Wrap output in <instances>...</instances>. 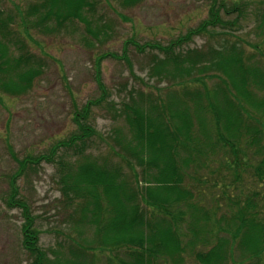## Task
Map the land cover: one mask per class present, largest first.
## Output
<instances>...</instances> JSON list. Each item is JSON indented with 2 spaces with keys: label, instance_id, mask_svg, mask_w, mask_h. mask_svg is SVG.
<instances>
[{
  "label": "trees",
  "instance_id": "1",
  "mask_svg": "<svg viewBox=\"0 0 264 264\" xmlns=\"http://www.w3.org/2000/svg\"><path fill=\"white\" fill-rule=\"evenodd\" d=\"M27 1L14 12L0 10V91L10 96L27 93L44 65L12 28L17 20L26 34H57L76 22L91 39L106 35L102 26L93 29L89 16L101 0ZM142 1L119 3L128 8ZM208 1L207 17L196 28L166 45H135L159 52L147 74L177 89L145 102L133 91L115 104L101 81L107 55L101 54L94 71L99 95L73 112L75 132L47 153L18 159L9 149L18 169L9 178L7 205L21 211V245L31 264H264V0L255 12L260 40L248 52L237 40L224 48L183 49L210 28L234 29L244 15L243 3ZM207 78L217 81L210 86ZM96 106L127 125L104 139L108 156L91 148L101 136L88 123ZM41 161L56 166L78 241H86L83 230L93 233L86 248L72 239L69 258L56 252L49 258L40 249L34 216L19 197L17 176Z\"/></svg>",
  "mask_w": 264,
  "mask_h": 264
},
{
  "label": "rangeland",
  "instance_id": "2",
  "mask_svg": "<svg viewBox=\"0 0 264 264\" xmlns=\"http://www.w3.org/2000/svg\"><path fill=\"white\" fill-rule=\"evenodd\" d=\"M225 1L228 6L233 2L245 4L244 15L237 26L226 28L227 31L220 26L210 28L211 34L195 36L182 45L183 49L205 50L208 45L224 48L237 40L245 53V50H251L249 44L260 40L254 27L258 19L255 15L258 0ZM28 3L27 0H0V10L14 12L18 6L23 8ZM208 7V0H143L128 8L121 6L119 0H101L94 13L89 15L93 29L102 26L106 32V35L99 36L98 41L91 39L83 25L76 22L68 23L66 30L52 35L33 29L26 34L18 20L12 25L44 65L42 74L27 93L10 96L0 91V264H31L33 261L21 245L20 228L24 221L21 211L7 205L9 178L18 169L9 149L18 159L47 153L54 143L66 140L75 132L77 126L73 122V112L99 95L94 71L101 54H107L99 66L101 81L108 91L109 100L115 104L127 100L133 91L139 102H145L149 95L153 99L156 93L163 95L172 87L177 89L179 86L169 85L167 78L147 74L152 57L159 52L135 45L168 44L187 30L199 26L207 17ZM236 16L233 13L224 18L234 19ZM216 81L213 78L204 80L210 86ZM189 84L193 86V83ZM112 113L100 106L91 110L88 123L101 135L91 145L94 155H110L104 139L114 129L126 132L124 120L120 117L114 119ZM66 157L73 159L72 154ZM123 169L129 172L127 165ZM16 186L19 197L28 204L34 224L40 231V249L49 258H54L55 252L69 258V250L74 246L72 239L78 241L79 238L73 230L72 213L61 201L55 164L41 161L30 167L26 173L17 176ZM83 233L81 236L86 241L93 236L89 230H83ZM78 242L88 247L85 242ZM85 251L86 258H89L91 251ZM105 258L107 255L103 254V263ZM190 263L191 260L187 262Z\"/></svg>",
  "mask_w": 264,
  "mask_h": 264
}]
</instances>
